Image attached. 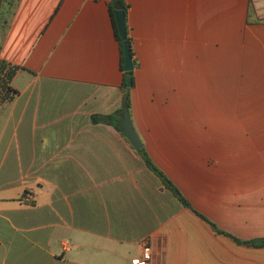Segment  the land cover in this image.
<instances>
[{
    "label": "crops",
    "instance_id": "crops-1",
    "mask_svg": "<svg viewBox=\"0 0 264 264\" xmlns=\"http://www.w3.org/2000/svg\"><path fill=\"white\" fill-rule=\"evenodd\" d=\"M112 1L0 4L17 92L0 105V264H135L144 245L148 264H264V0H120L131 124L191 209L91 122L121 107Z\"/></svg>",
    "mask_w": 264,
    "mask_h": 264
},
{
    "label": "trees",
    "instance_id": "trees-1",
    "mask_svg": "<svg viewBox=\"0 0 264 264\" xmlns=\"http://www.w3.org/2000/svg\"><path fill=\"white\" fill-rule=\"evenodd\" d=\"M1 2L9 4L10 0H0V4ZM117 3L122 6V9L125 13V6L120 0H114L111 3H109V12H110L111 20H112V25H113L114 37L116 41L118 42L119 48H120V70L122 72V80H121L119 89L121 92V107L116 113L112 115H93L91 116V122H103V123L114 126L122 134L124 139L127 141V139L123 135V132L119 126V121L122 117L123 108H126L130 115V111H131L130 91H131V88L133 87V77H132L133 71H131L132 85L131 87L128 88L126 86V73L123 71V62H124L123 43L124 41H122L121 38L119 37L115 19H114V14H113L114 12L113 7ZM11 12L12 10L6 9L4 12H2V15L5 13L11 14ZM125 41L127 43L128 50L132 57L133 51H132L131 40L129 39L127 35H126ZM132 64H133V69H135L136 65L133 60H132ZM15 73H16V67L10 66L9 63H7L6 61L0 58V105H2L5 102L11 101L17 95V92L10 87V82L12 78L14 77ZM135 153L142 159L146 168L150 170L159 179L162 186L165 189H167L178 200L180 204H182L187 209H191L189 203L184 198V196L180 193V191L176 188V186L153 164L150 156L145 151V149L142 147L141 149L135 151ZM200 217L204 219L205 221H207V223L211 226V228L213 227L215 229L214 225H212L210 221L203 218L201 215ZM250 244L254 245L255 247H264V239L251 242Z\"/></svg>",
    "mask_w": 264,
    "mask_h": 264
},
{
    "label": "water",
    "instance_id": "water-1",
    "mask_svg": "<svg viewBox=\"0 0 264 264\" xmlns=\"http://www.w3.org/2000/svg\"><path fill=\"white\" fill-rule=\"evenodd\" d=\"M114 19L117 27L119 37L123 43V53H124V62H123V71L126 73V86L131 87V71L133 70L132 57L128 50L126 43V25H125V14L120 4H115L114 7ZM119 126L123 132V135L128 140L130 145L134 150H139L142 148V142L138 135L136 134L130 120V115L126 108L122 109V118L119 121Z\"/></svg>",
    "mask_w": 264,
    "mask_h": 264
},
{
    "label": "built area",
    "instance_id": "built-area-1",
    "mask_svg": "<svg viewBox=\"0 0 264 264\" xmlns=\"http://www.w3.org/2000/svg\"><path fill=\"white\" fill-rule=\"evenodd\" d=\"M151 258V248L150 246L144 245L142 247V254L135 264H148Z\"/></svg>",
    "mask_w": 264,
    "mask_h": 264
}]
</instances>
